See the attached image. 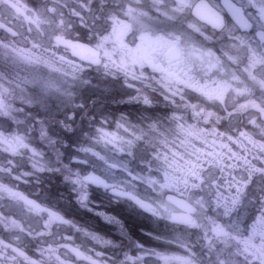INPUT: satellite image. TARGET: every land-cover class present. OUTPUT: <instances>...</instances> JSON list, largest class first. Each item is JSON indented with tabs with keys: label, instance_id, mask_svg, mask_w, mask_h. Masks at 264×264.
Returning <instances> with one entry per match:
<instances>
[{
	"label": "snow or ice",
	"instance_id": "obj_1",
	"mask_svg": "<svg viewBox=\"0 0 264 264\" xmlns=\"http://www.w3.org/2000/svg\"><path fill=\"white\" fill-rule=\"evenodd\" d=\"M85 88L138 111L89 115ZM93 188L163 222L159 246ZM0 264H264V0H0Z\"/></svg>",
	"mask_w": 264,
	"mask_h": 264
},
{
	"label": "flooded vegetation",
	"instance_id": "obj_2",
	"mask_svg": "<svg viewBox=\"0 0 264 264\" xmlns=\"http://www.w3.org/2000/svg\"><path fill=\"white\" fill-rule=\"evenodd\" d=\"M31 5V0H26ZM61 55H66L67 59L74 60L76 62H80L78 58L74 57L70 54V51L65 53L63 50L59 53ZM100 98H98L95 102L89 101V88H85L84 94L82 97H85L89 103V115H91L94 110H96L95 106H100V108L94 113L97 112H111L114 114H119L120 112H129L135 114L138 111V106L134 104L129 103H113L114 100H121L123 97L121 96L119 90H114L111 93L107 94H101L99 93ZM102 96H106V98H103ZM111 98V99H109ZM84 101H82L83 103ZM107 105L108 107H105ZM162 107V106H161ZM91 108V109H90ZM62 118V116H60ZM78 122L82 123L84 122L85 126H88V119L87 116L81 114L78 116ZM78 141V138L74 141L76 143ZM69 144V143H68ZM72 150V148H69ZM84 167V166H83ZM63 183V182H62ZM61 193H56L53 195V197H59V206L65 211L69 216L77 220L80 224L84 226H91L95 228L98 231L101 232H109L112 236L117 235L115 229L111 225H106L98 216L95 215L94 212H90L87 209L79 207V205L76 203L74 199V194L72 193L69 186L64 183V185H61ZM138 192L143 193V189H141L138 186L137 189ZM64 193V194H63ZM66 193V194H65ZM92 199L94 201H97L95 203V207L99 211H106L103 206L104 202H112L110 200L111 195L104 194H92ZM120 207H126L127 210H122ZM117 205L110 207L112 208V211L109 212V214L112 215H118L120 219H122L125 223V225L128 227L130 233L137 239L141 240L143 243L147 244L148 241V235L147 233L154 231V234H159V232L164 231L163 224L159 226V224L152 223L153 219L151 218V214H145L142 213L140 210L130 207L128 203L123 201H117ZM240 212L243 217V219L247 220L252 215V209L250 207L248 208H241ZM155 228V229H153ZM77 243H80L79 240H77ZM91 245H89L90 247Z\"/></svg>",
	"mask_w": 264,
	"mask_h": 264
},
{
	"label": "rangeland",
	"instance_id": "obj_3",
	"mask_svg": "<svg viewBox=\"0 0 264 264\" xmlns=\"http://www.w3.org/2000/svg\"><path fill=\"white\" fill-rule=\"evenodd\" d=\"M74 61V60H73ZM76 62V61H75ZM77 63H79V62H77ZM44 74H47V70H45V73ZM86 78H89V79H92L93 80V82L95 83L96 82V80H97V73L94 71V70H92V69H89V70H87V77ZM84 91H85V89H82L81 90V96L84 94ZM89 93H90V95H89V101L92 103V102H95L98 98H100V94L99 93H101V91L99 90V89H89ZM109 99H111V98H109ZM81 103H82V101H80ZM96 110H98L99 109V106H95L94 107ZM91 109V108H90ZM96 110H94V111H96ZM94 111L93 112H91L92 114H94ZM82 128H84V129H86L87 127L85 126V125H83V126H81ZM69 134H71V133H69ZM68 134V135H69ZM76 138H78L79 139V137L78 136H76ZM71 146L72 145H68V147L69 148H71ZM71 151H74V149L72 148V150ZM97 163V166H98V170H102V162H96ZM132 167H135V169H136V171H140V166L139 165H137V164H133V165H131ZM91 167V164H87V166L85 167V168H90ZM49 182L50 181H46V186H48L50 189H46V192H47V194L49 195V196H52L53 197V195H55V190H54V188H53V185H51V187L49 186ZM137 183V185L141 188V189H143V191H145V188L147 187L146 185H144L142 182H140V181H137L136 182ZM93 187H95V186H93ZM54 190V191H53ZM98 193V194H102V193H105V191L103 190V189H96V188H93V190H92V194H94V193ZM59 193H61V192H59ZM107 193V192H106ZM105 193V194H106ZM62 194V193H61ZM64 194V193H63ZM66 194V193H65ZM111 200V199H110ZM115 205H117V201H112V202H104V204H103V206L104 207H102V208H104L107 212H110V211H112V208H110V207H113V206H115ZM118 206V205H117ZM120 209H122V210H127V208L126 207H120V206H118ZM241 215H243V214H241ZM152 223H154L153 221H152ZM155 225H156V223H154ZM161 224H163V222L161 223ZM161 224H159V226L161 225ZM152 232H154V231H152ZM148 241H147V244H146V246H149V247H158L159 246V244L161 243V242H159V241H154V240H152V238L150 237V236H148ZM159 250H165V249H159ZM167 251H169V252H179L180 250H179V248H178V246H176V245H173V246H171L170 248H168L167 249Z\"/></svg>",
	"mask_w": 264,
	"mask_h": 264
},
{
	"label": "trees",
	"instance_id": "obj_4",
	"mask_svg": "<svg viewBox=\"0 0 264 264\" xmlns=\"http://www.w3.org/2000/svg\"><path fill=\"white\" fill-rule=\"evenodd\" d=\"M103 98H106V96H102ZM106 99H108V98H106ZM105 107H108L107 105H105ZM99 108H100V106H99ZM69 136H70V139L68 140L69 142L70 141H75V139H76V135H73V134H69ZM54 178H57V177H53L51 180H50V182H49V186L51 187V185H53V188H54V190L56 191L57 189H59V187L60 186H58V185H56V182H55V180H54ZM46 183V182H45ZM48 184V183H47ZM47 188L46 189H50L48 186H46ZM53 190V191H54Z\"/></svg>",
	"mask_w": 264,
	"mask_h": 264
}]
</instances>
